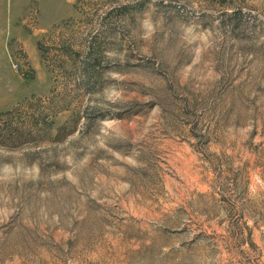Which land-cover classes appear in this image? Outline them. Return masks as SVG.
<instances>
[{
  "label": "rangeland",
  "instance_id": "obj_1",
  "mask_svg": "<svg viewBox=\"0 0 264 264\" xmlns=\"http://www.w3.org/2000/svg\"><path fill=\"white\" fill-rule=\"evenodd\" d=\"M19 105L0 264H264V0H0Z\"/></svg>",
  "mask_w": 264,
  "mask_h": 264
},
{
  "label": "trees",
  "instance_id": "obj_2",
  "mask_svg": "<svg viewBox=\"0 0 264 264\" xmlns=\"http://www.w3.org/2000/svg\"><path fill=\"white\" fill-rule=\"evenodd\" d=\"M40 50H41V45H40ZM42 54L44 55L45 57V53L42 52ZM24 106L22 105H19L18 107H15L13 110H10V111H7L5 113H0V116H5V117H11V116H14L16 115L17 113H21L20 111L23 109ZM15 118V117H14ZM3 126H5V129L4 130H7L8 133H11L13 135V138L17 139L19 138L20 136H23L21 133L22 129H19V124L21 123H16L15 120L13 119H10V120H6V121H3ZM16 136V137H14Z\"/></svg>",
  "mask_w": 264,
  "mask_h": 264
}]
</instances>
